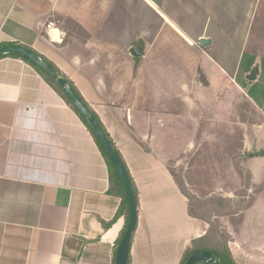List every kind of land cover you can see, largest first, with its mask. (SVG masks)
<instances>
[{"label":"crops","instance_id":"1","mask_svg":"<svg viewBox=\"0 0 264 264\" xmlns=\"http://www.w3.org/2000/svg\"><path fill=\"white\" fill-rule=\"evenodd\" d=\"M7 43L50 61L121 154L139 198L131 264H181L209 226L168 162L227 88L264 115V0H0ZM109 189L78 115L29 64L0 59V264H114L126 217ZM241 226L233 260L264 264V220Z\"/></svg>","mask_w":264,"mask_h":264},{"label":"rangeland","instance_id":"2","mask_svg":"<svg viewBox=\"0 0 264 264\" xmlns=\"http://www.w3.org/2000/svg\"><path fill=\"white\" fill-rule=\"evenodd\" d=\"M223 98L218 107L210 102L200 126L188 135L191 150L168 165L194 210L232 240L244 236L243 217L264 220V202L251 208L264 194V115L233 87Z\"/></svg>","mask_w":264,"mask_h":264},{"label":"water","instance_id":"3","mask_svg":"<svg viewBox=\"0 0 264 264\" xmlns=\"http://www.w3.org/2000/svg\"><path fill=\"white\" fill-rule=\"evenodd\" d=\"M210 44L211 41H206V40L200 41L201 47H206ZM132 53L135 57L139 55L141 56L142 54L141 49L139 47H134ZM8 56H17L29 60L30 62L38 66L40 69L45 71L54 80L57 86H59V88L67 95L71 103L82 115L84 121L86 122V124L91 129V131L97 138L98 142L100 143V146L103 149L104 153L106 154L107 158L115 167L126 191V196L129 204V221H128L127 229L122 239L118 243L114 264H127L129 258V252L131 248L130 244H131L132 235L135 232L137 225L138 209L133 191V186L130 181L128 171L125 165L123 164L121 158L116 153L111 143L107 139L101 126L98 124L95 116L81 101V99L74 91V89L71 87V85L68 83V81L65 79V77H63L53 65L48 63L46 60H44L42 57H40L33 51L17 45L4 46L0 48V59ZM256 76H257V72H253L248 77V79L253 81L256 79ZM203 83L208 84V82L205 81V79L203 80ZM201 262H204L206 264H219L216 258L214 257L213 253L206 251H200L192 254L186 264H199Z\"/></svg>","mask_w":264,"mask_h":264},{"label":"trees","instance_id":"4","mask_svg":"<svg viewBox=\"0 0 264 264\" xmlns=\"http://www.w3.org/2000/svg\"><path fill=\"white\" fill-rule=\"evenodd\" d=\"M10 45H17L26 49H29L31 51H33L34 53H36L37 55H39L40 57H42L44 60H46L48 63H50L51 65H53L50 61H48L45 57H43L42 55L38 54L37 52H35L34 50H32L29 47H26L24 45H20V44H1V47L4 46H10ZM10 58H15V59H20L22 61H24L25 63L29 64L33 69H35V71L44 79V81L51 86V88L61 97L64 99V101L67 103V105L78 115V117L81 119V121L83 122V124L87 127V129L89 130V132L91 133L92 137L94 138L95 142L97 143L99 150L101 152V154L103 155L107 167H108V171H109V182H110V189H109V194L113 195V196H117L119 198L122 199V207H121V211L118 213V215H116L114 221L121 215H125L126 217V224L124 227V230L121 234V238L122 239L127 226H128V221H129V204H128V199L126 196V191L124 188V185L121 181V178L119 176V174L117 173L115 167L112 165V163L109 161V159L107 158L106 154L104 153L103 149L100 146V143L98 142L97 138L95 137V135L93 134V132L91 131V129L88 127V125L86 124V122L84 121L82 115L78 112V110L74 107V105L71 103V101L69 100V98L67 97V95L59 88V86H57V84L54 82V80L42 69H40L38 66H36L35 64H33L32 62H30L29 60L25 59V58H21V57H17V56H8ZM54 66V65H53ZM55 67V66H54ZM56 68V67H55ZM57 69V68H56ZM57 71L61 74V72L57 69ZM62 75V74H61ZM63 76V75H62ZM64 77V76H63ZM66 79V78H65ZM68 83L71 85V87L74 89V91L77 93V95L79 96V98L81 99V101L85 104V106L90 110V112L95 116L98 124L101 126L103 132L105 133L107 139L109 140V142L111 143L112 147L114 148V150L116 151V153L119 155V157L121 158L123 164L125 165V162L123 161L121 154L119 153L118 149L116 148L114 142L111 140L109 134L107 133V131L105 130L103 124L101 123L100 119L98 118V116L93 112V110L89 107V105L85 102V100L82 98V96L80 95V93L77 91V89L74 87V85L68 80ZM126 167V165H125ZM127 169V167H126ZM128 171V169H127ZM173 173V171H172ZM129 174V171H128ZM173 176L179 186V188L181 189V191L183 192V194L188 198L189 196L187 195V193L182 189L181 184L179 183L178 179L176 178L175 174L173 173ZM129 178L130 181L132 183L133 186V191H134V195H135V199H136V204H137V209H139V198H138V192H137V188L136 185L131 177V175L129 174ZM219 203L226 207L227 206V201L224 199H221V201L219 200ZM189 214L191 217L196 218L198 220L204 221L206 223H209V229L206 233L205 236H203L202 238L199 239H195L192 242V246L190 248H188L185 253L184 256L182 258L181 264H186L188 259L190 258V256L196 252H200V251H206V252H211L213 253L214 257L216 258L217 262L219 264H236L235 261L232 258L231 252L229 250L228 247V243L230 242V236L228 233L226 232H222V231H218L217 227H214L211 223H210V219H207L206 217H204L201 213H198L197 211L194 210V208L191 206V202L189 200ZM113 221V222H114ZM217 230V231H216ZM222 232V233H221ZM135 233V232H134ZM134 233L132 235V239H131V244H132V240H133V236ZM119 240V242H120ZM130 244V245H131ZM127 264H131V256H130V252H129V258H128V263ZM199 264H206L204 262H201Z\"/></svg>","mask_w":264,"mask_h":264},{"label":"built area","instance_id":"5","mask_svg":"<svg viewBox=\"0 0 264 264\" xmlns=\"http://www.w3.org/2000/svg\"><path fill=\"white\" fill-rule=\"evenodd\" d=\"M47 29L51 30V31H55V32H58V35H64L63 32H59V29L57 28L56 26V23L54 22H50L48 25H47Z\"/></svg>","mask_w":264,"mask_h":264}]
</instances>
